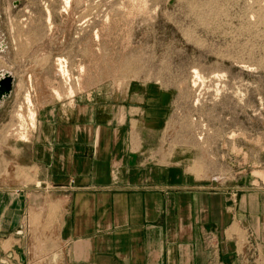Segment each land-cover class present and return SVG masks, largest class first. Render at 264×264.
Here are the masks:
<instances>
[{"label": "rangeland", "instance_id": "1", "mask_svg": "<svg viewBox=\"0 0 264 264\" xmlns=\"http://www.w3.org/2000/svg\"><path fill=\"white\" fill-rule=\"evenodd\" d=\"M64 7V0H0V68L15 76L0 100V221L21 233L26 264L60 262L48 194L37 183L28 189L21 215L12 200L16 185L34 182L16 160L35 126L29 110L35 115L43 101L93 86L114 95L159 90L166 161L180 153L182 173L208 189L264 184V0H71L68 13ZM12 241L0 235L6 253Z\"/></svg>", "mask_w": 264, "mask_h": 264}, {"label": "crops", "instance_id": "2", "mask_svg": "<svg viewBox=\"0 0 264 264\" xmlns=\"http://www.w3.org/2000/svg\"><path fill=\"white\" fill-rule=\"evenodd\" d=\"M165 107L159 90L96 86L36 106L16 160L34 182L12 200L21 215L28 189L48 194L59 264H264V184L208 189L182 173L180 153L166 161ZM4 204L0 193V217ZM5 233L0 264H26L21 233L1 220Z\"/></svg>", "mask_w": 264, "mask_h": 264}, {"label": "water", "instance_id": "3", "mask_svg": "<svg viewBox=\"0 0 264 264\" xmlns=\"http://www.w3.org/2000/svg\"><path fill=\"white\" fill-rule=\"evenodd\" d=\"M3 44H0V49ZM12 89V76L8 72H0V100L8 97Z\"/></svg>", "mask_w": 264, "mask_h": 264}, {"label": "bare ground", "instance_id": "4", "mask_svg": "<svg viewBox=\"0 0 264 264\" xmlns=\"http://www.w3.org/2000/svg\"><path fill=\"white\" fill-rule=\"evenodd\" d=\"M70 1L71 0H64V4H65V7H64V12L65 13H68V9L70 8ZM3 48V47H2ZM60 63H62L60 66L61 68L59 67L60 70H58L60 72V75L62 76H67L68 75V72H67V69H66V65L63 64V60H60ZM57 95V94H56ZM25 104L30 108L31 107V101H30V98H29V95H26V99H25ZM29 114H30V118L29 120L32 121V123H34V120H35V115H33V113L29 110ZM32 127V126H31Z\"/></svg>", "mask_w": 264, "mask_h": 264}]
</instances>
